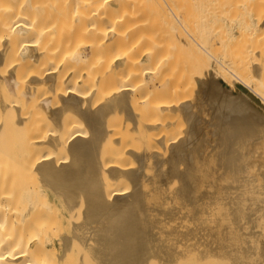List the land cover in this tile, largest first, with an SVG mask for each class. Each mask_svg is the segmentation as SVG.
Listing matches in <instances>:
<instances>
[{
  "label": "bare ground",
  "instance_id": "obj_1",
  "mask_svg": "<svg viewBox=\"0 0 264 264\" xmlns=\"http://www.w3.org/2000/svg\"><path fill=\"white\" fill-rule=\"evenodd\" d=\"M142 1L145 2L146 0L137 1L140 5L137 4L136 0H0V64L4 62L3 60L6 58H8L6 60H11V62L9 61L10 63H13V65L9 64L10 67L7 66L8 70L6 73L0 75V84L6 86L13 96V99L12 96L9 95V99L8 96H6L7 99L5 97V99L0 100L1 115L6 109L19 110L23 108L22 102H20L22 104H18L19 102L14 100L15 95L17 96V99L15 98L16 100H20L19 97L21 95L26 98L33 97L39 93V86L43 85L45 86V91L43 95L37 98L38 106L43 111V117H46V119L52 121L54 124L51 129H47L48 127L40 121L38 123H36V121L35 123L25 125L26 118H24L22 113L17 111L14 120L16 127L18 130L21 129L27 132L24 149L21 152L20 159L14 160L12 165H10V161L6 160L7 162L5 163L8 164V162H10L8 165L11 167L7 165L8 167H5L6 169L3 168L7 171L14 165V170H12L14 171V176L11 173L12 182L15 179H19L21 174V177H23L24 174L27 175L30 172L45 177L44 183L47 182V184H49L48 186L56 191V193H62L61 196L63 199L62 203L60 202L61 206L64 208L63 215H61L62 219L69 218L70 220L72 210L78 203H81L79 199L83 198L86 206L85 209H83L84 211H81L83 213L81 214L80 222H72L70 234H59L57 233V229L60 225V218H58L59 216L57 214L58 217L55 215V218H49L45 214L47 209H45V207H40L41 205L38 207L36 204L38 202L34 201L36 205L26 200L22 208L18 207V205H10L8 200L11 197V192L9 195L7 194L6 196L8 197H5L8 200L4 197L6 200L4 202H6V204H4L2 200L0 201V214H4V211H7L3 216H0V264H71V260L72 264H89L88 259L92 256L99 259L100 263L98 264H149L150 259L153 258L161 260V264H175V259L177 257L171 254L170 247H165L167 242L158 236V232H156L155 229V227L158 226L157 221L159 214L170 216V209L164 207V205L167 204L170 188L172 187H170V181L174 183V180L178 178L179 184H176L177 186L175 185V188L173 187L174 192L172 193L174 196L182 197L183 200H189L191 203H194L193 209L196 211L193 210L194 214H192V218H194L196 213L199 214L202 212L200 209L195 208V206H197L195 204L200 202H195L203 200L202 198L206 195L204 192H207V188L210 187L207 186L210 185L207 182L211 178V186L217 187V189L213 188V186L210 187L211 191L216 189V191H214L218 193V184L223 183L222 179L226 175L229 176L227 182L231 181L232 183L220 184L225 194V205L227 206L228 204L229 207L237 204L235 200L241 197L240 195L242 194H244L243 197L246 194L245 198L248 199L250 197L248 196L249 192L250 194L255 192V195L258 192L257 190L263 192L264 185L259 184L261 187H257L251 186V183L249 184L254 178L251 177L250 180V169L247 171V168L256 162L255 159L258 158V155H255V153H258L256 150L257 152H255L254 155L257 157L252 159V152H254V150L248 147H253L250 145L252 141L253 143H257V140L264 141V0H193V2L189 0H163V3L167 6L161 2L158 3L157 0H154L156 2L153 6H151V3L154 2L153 0H149L150 2L147 0V5L145 4L146 2L144 3ZM191 2L197 4L195 7L199 15H197L198 13H194V16L196 15L198 17L201 15L198 17L199 19L197 18L198 20L207 16V18L209 17V19H207L208 23L210 16L212 18L213 13L215 14V32L213 31L210 34L212 35L214 33L212 35V39L215 37L212 42L214 45L210 43V45L207 44L210 38L208 39L209 41L207 38L205 39L207 42L204 40L206 24L203 25V27L202 24L204 23L197 20L199 24L198 26L196 25V28V26L193 25L197 22L194 21V24L191 20L193 18L196 20L195 17L191 18L193 14L188 16L189 19L191 18L190 20L186 17L188 14L185 16V10L182 9L186 7V12L188 13L189 11L192 13ZM142 3L148 8L145 9ZM148 3H150V6ZM156 3L159 5L161 3L164 5H162L163 7H168L170 12H168L169 9L167 10L166 7L160 9L158 7L155 8ZM180 3L181 6L182 3L185 4L183 8L179 7ZM188 3H190V5ZM141 5L143 8H141ZM204 5H206L205 10H207V13H212L211 15L204 11ZM138 6L141 7L138 8ZM187 6L190 7L188 8ZM149 7L156 9V11L152 9V12L150 11L149 13V11H147L148 9L151 10ZM166 11L170 15L167 14ZM145 12L147 14L149 13L150 15L148 16L150 17L148 18V16L144 15L145 19H143V13ZM202 12L207 15L203 13V16ZM152 13H154V15H156V13H163V15L166 13L169 17L166 18V15L164 17L169 19L170 27L167 26L168 20L165 25L167 26L166 28L163 25L160 26L159 17L157 19L158 21L156 20L154 22V15H151ZM161 14L160 17L162 18ZM148 19H153V21H149ZM212 19H214V17ZM160 21L162 22H160L161 24L164 23L163 18L162 20L160 19ZM151 22H154V25ZM155 24H159L158 26L160 27L155 26ZM210 25H212V23ZM208 26L209 24L207 25V29H210ZM153 28H155V30L158 28L156 34H153V32L149 33V30ZM211 30L208 31V33L211 32ZM146 31L148 32L146 33ZM210 35L206 34L205 36L208 37ZM168 38H170V41ZM166 40L169 41L170 45L166 43ZM164 43L167 44L166 46H170L166 47L167 51H170V58L167 60L164 55L163 57L160 54L165 46ZM183 46L186 51V46H192V52H195V48L196 52L198 51L201 54V57L200 55L196 57L200 58H203V52L210 53V50H214L215 53V55H213L215 59V65L213 66L214 71H208L207 67L209 65L205 64V66H207L205 67L207 72L203 71L205 68H199L202 72L200 71L196 74L194 71L192 72L189 70V67L187 70L191 71V74L194 73V76L188 71L187 74L189 73L191 75V80L195 79L200 83L199 87L201 88H196L197 92L199 91L198 96L200 95L197 97L200 98L205 95L206 98L204 102L209 100L210 103H212L211 109L209 105H207L208 108H204L207 109V114H210V111H212V116L210 118L214 116V120L209 121L212 122L210 124L211 126L214 125L213 129L216 134L215 145L217 150L214 151L215 154L213 153L217 158L216 162L213 161L216 166L211 165L213 167L210 168L209 164H212L210 163L212 161H210L209 164L207 161L206 166L205 163H202L203 161L200 162V152H194L199 150L194 148V142H196V140L199 139L198 143L200 142L196 144V146H200V144L203 146L202 142L205 143L204 141H200V139H202L200 136L202 135L201 132L212 128L211 126L206 128L209 124L207 122L208 118L206 117V121L200 119L202 123L205 121V124L201 125L206 129L199 132L200 134L198 136H200V138L197 136L198 132L195 134V138L198 137V139L194 140V142L191 141V137H194V135L191 134L194 130L197 131L200 128H198V126L194 130H186V134L191 131L190 138L189 136L187 137L186 134L184 135L185 139H183L184 137L182 135L180 138L179 133L178 137L181 140L174 137L177 141H172V138H170V154L165 153L166 156L169 155V157H166V159L164 158L165 161L154 160L152 164V173L154 172L155 175L153 173L152 175L154 176L151 177H145L143 176L144 174L142 175L143 171L146 169L143 170V168L147 166L145 165L143 167L145 164L143 160H146L144 158L150 159V157L144 156L143 160L138 162V167L134 166L136 168L135 170L133 166V170L119 166L121 158L125 157L128 152L137 159H142V155H144L143 152L145 151L140 152L136 150L139 153H135V151L130 152L129 150L124 152V149L123 151L121 149V147L124 148V145L120 147L121 150L113 151L112 148L114 147L110 145L113 152L110 155L109 153L108 156L100 154V148L99 152H97L98 147H101L102 142L105 141L106 135L110 138L109 133H111V131L107 134L110 129L105 128V126H107L106 123V125H104L105 114L111 111H125L127 106L131 104V101L137 104V101L141 99L140 101H142V104L138 103V105H142L144 108L140 107L143 108V110L145 109V111L149 110L152 112V115L155 114L153 116H156L158 113L161 114V112L155 113L157 109L161 111L164 106L169 108L166 103L170 104V110L172 111L169 110L170 116L176 110L186 113L188 109L192 108L189 107L190 104H193L191 103L192 101L190 104L186 103V106L182 103L185 98L183 97L184 99H181V95L186 92H183V90H186V84L188 81L190 83L189 78L185 81L186 83L184 82L186 78L183 79L186 70H184L183 78L181 77L183 81L175 78L178 77L175 76L176 74L179 76L181 75L179 70L178 72L175 71L179 68L178 65H185L183 64L184 57H182V55L188 53L185 51L181 57L177 56L179 55L177 52L182 51L181 49L179 50V48L182 47L183 49ZM169 48L170 50H168ZM189 48L188 50H190ZM196 52L195 54L197 55ZM163 54L165 53L163 52ZM166 54H168V52ZM192 54L190 55L192 56ZM191 56H189V58ZM168 57L169 56H167V58ZM193 57L194 56H192V59ZM181 58L183 59L182 64H179ZM189 58H187L188 61ZM207 58L210 60V57L207 56L206 59ZM187 59H185L184 63L188 62ZM168 60H170V65H168ZM164 61H166L167 64H165ZM22 62L26 65L24 66L26 74L21 75L23 78L19 76L20 79H18L17 76L20 74L17 73L19 68L23 66ZM175 62L176 65L178 63L177 66L175 65V67L178 68L171 70L174 74L170 73V79L168 78L167 80L166 78V82L162 81L163 84H161L165 86L164 91L170 89V93L166 92L165 96L169 93L170 96L167 97L172 99L177 94H180L178 97L182 101L179 100V102L176 100L177 97H175L174 100H167V97H165V101L164 99H160L161 101L158 102L157 100H159L160 95L156 97V92H154L155 86L153 81L155 79L153 80V77H156V79L160 78L161 80L162 78L157 76L162 72V67H165V65L171 67L172 63L175 64ZM203 62L206 63V61ZM203 62L201 64L197 63L199 67L200 65H203L202 68L204 67ZM195 63L193 64L195 65ZM210 63L213 64V62ZM183 66L181 68L182 70L185 69V66L184 68ZM193 66L192 68L195 69ZM87 67H89L88 70L92 71V73L83 69H87ZM168 69L170 70V68ZM165 70L166 69H164L163 72L166 74ZM195 70L197 71V69ZM172 75H174V77ZM91 77L94 80L92 79V81H90L89 78ZM195 80L193 82H195ZM167 81H170V84H168ZM193 82L191 81L192 84ZM164 83L170 85L168 90H166V86L168 87V85ZM4 86L1 88H4ZM188 87L187 84L186 88L188 89ZM142 90L143 93L141 94ZM200 90L203 96L200 94ZM2 92H4V89ZM153 92L155 93L156 102L152 99L154 96ZM163 94H161V96ZM98 96H100L99 101H101L102 98V102L98 103V100L95 99V103L93 104L94 106L98 104V106L92 109L93 104L91 103V107L90 101H93V98H97ZM194 97L195 96L191 99L193 100ZM51 98H54L56 101L55 105L51 104ZM200 99L203 100V98ZM187 100L185 102H188ZM163 101L165 105L155 106V104L158 105L157 103L162 104L161 102ZM209 101L204 105L206 106ZM138 105L136 106L138 107ZM198 107V109L201 108L200 105ZM68 110L75 113L77 115L76 119L78 120H71L73 118L72 116L68 117L70 118L69 120L64 117L62 118L61 112ZM129 110L127 113L128 115L129 112L131 113ZM150 112H148L149 115L147 114L149 117L151 116ZM189 112L190 111H188V113ZM141 113L143 114V112ZM192 114L194 113L192 112ZM192 114L190 112V115ZM164 115L166 114L164 113ZM172 115H175V113ZM194 115L196 116L197 112ZM210 115L207 116L209 117ZM153 116L149 119L150 122H144L145 126L142 130H140L141 128L136 129L134 127L139 133L141 132V134L143 133L146 135L148 139L153 136V130L156 125H154L153 121L151 122ZM188 117H185L186 120L189 119ZM194 118L196 117H193V119ZM199 118L200 117L195 119V121H198ZM130 119L133 120V117ZM191 119L190 122H192ZM135 122H137V119ZM174 122L175 119L170 125H174ZM192 123L188 124L191 125ZM206 123L208 124L206 125ZM81 124H84V126L88 128L87 134H85V130H81ZM172 125L170 128L173 130L174 126ZM187 125L186 127H188ZM139 126L141 127V125ZM193 127H195V124H192L190 129H193ZM1 132L2 123L0 121V133ZM174 134L175 133L172 135L174 136ZM187 139H190L189 141L191 143L188 144ZM259 141L258 144L260 143ZM207 142L210 141L208 140ZM192 143L193 147L191 148L190 144ZM212 143L214 145V142ZM248 143L250 146H248ZM207 144L208 143L204 144V146ZM64 149H66L69 154L66 153L68 156H64L66 159H61L62 155L60 156V152ZM211 151L213 150L211 149ZM146 152L145 155H148ZM151 154H153V152H151ZM100 155L101 158L103 156L104 158L106 156L108 158L103 161L99 158ZM164 155L162 157H164ZM200 155L202 156V154ZM208 156L212 155L208 154ZM182 158L184 161L180 163L179 160ZM250 158L255 161L253 163L249 162ZM198 159L199 161H197ZM1 160L4 162L3 159ZM253 165L255 166V163ZM2 166L0 165V167ZM258 167L262 169V166ZM0 171H2L1 168ZM202 173H205V176L206 174L214 176L216 174L217 176V173H219L217 178H214L216 182L219 183H214V176H209L210 178L205 182L207 184H202L201 182H203V180L200 182L201 186L207 187H204L205 189L202 187L203 189L200 190L201 186L198 184L197 186H199L200 189L197 187L199 189L197 191L200 192L198 196L196 195L197 198L190 199L189 197L193 195V192H196V184L199 183L200 178H208V175L205 177ZM6 174L3 173L2 176H6ZM145 174L147 175L148 173L145 172ZM40 176H38V178ZM2 178L4 179L5 177H1V181L3 180ZM122 178H127V180L131 182L132 190L130 189V192L122 190L118 183L115 185L113 184ZM262 178L264 179V177ZM217 179H219V181H217ZM98 181H100L101 184ZM173 183H171V185ZM117 185L119 187H117ZM221 187L219 189H221ZM254 187H257V189ZM150 192H157L164 197L155 209L152 208V210H154L153 212L147 213L148 206H146L145 198L148 195L147 193ZM208 193L210 192L208 191L207 194ZM235 194H237L238 197ZM253 196L252 199L254 198ZM206 197L208 196H205V198ZM104 199L108 203L105 220V213H102ZM247 199H245V201ZM241 200L238 201V203L241 202ZM257 200H254L255 202L252 203L255 204ZM249 202L251 203L250 200ZM249 202H247V205L244 203L248 209L252 207H248ZM245 205L243 206L245 207ZM255 206L256 207L252 208V210L250 209L251 211L245 216L241 214L240 209L237 207H231L232 210L229 208L232 214L231 221L234 223L236 230H238L237 235L239 236L238 240H240H236V244L233 242L235 245L232 243L234 246L229 248V252L231 253V249L234 248L232 253L239 264H257L256 260L252 262L246 259L249 256H247V254H253L252 250L257 247L259 248L258 250L256 249L257 253L259 251L260 255L263 254L262 256L264 257V243L259 244L260 247L259 245H256L257 247L253 246L254 248L252 249V243L248 240V238L253 240V235L257 234V232L254 231V224H257L259 221V216L256 215L259 213L255 212L258 211L261 213V211H259L261 209L257 204ZM4 207H6V210ZM245 208L242 207L241 209L245 210ZM256 208L259 210H256ZM226 211L228 212V209ZM37 212H40L39 220L35 215ZM6 215L9 216V219H7L10 221L11 226L7 225ZM260 217L262 216L260 215ZM4 218L6 219L5 221ZM57 219L59 220L57 221ZM96 223L100 225L97 226ZM249 223L251 225H248ZM246 225L248 227L250 226L248 231H244L246 230L244 228ZM7 226H10V229H12L10 232L7 230L10 235L9 233H4V230L6 231L4 227ZM55 233L59 235H57V242L54 241ZM199 233L201 232L199 231ZM241 235H245V237L248 235L246 237L247 240L244 241V239H241ZM74 237L79 239L80 244L78 243L77 246H82H80L82 253L79 251L76 254L77 257L74 255L75 259L73 260V258L69 256L71 254L69 252H72L71 243ZM214 244H205L203 247L204 249L202 248V253L217 254V250L219 249L220 252L228 250L226 246H223L222 242H219L218 246L217 243ZM253 251L255 252V250ZM260 255L258 254V257ZM70 257L72 259H70ZM94 257L93 259L95 260ZM94 260L91 262L92 264L95 263Z\"/></svg>",
  "mask_w": 264,
  "mask_h": 264
},
{
  "label": "rangeland",
  "instance_id": "obj_2",
  "mask_svg": "<svg viewBox=\"0 0 264 264\" xmlns=\"http://www.w3.org/2000/svg\"><path fill=\"white\" fill-rule=\"evenodd\" d=\"M137 1H139V0H136V2ZM147 1V0H146ZM145 1V2H146ZM149 1V0H148ZM152 1V0H151ZM154 1V0H153ZM158 1V3L159 2H161V3H163V0H157ZM189 1H192L193 2V0H189ZM141 2V1H140ZM142 2H144V1H142ZM144 2V3H145ZM150 2V1H149ZM156 1H154V2H152L151 3V6H153L154 5V3H155ZM186 2V1H185ZM188 2V1H187ZM191 2V8H192V13L191 12H189L188 10V13L186 12V7L184 8V9H182V10H185V16L186 17H188V16H191L192 14H193V16L191 17V18H193V17H195L196 18V20L194 19H191L193 22L192 23H194L195 24V22L194 21H196L197 23L195 24V25H193V26H198V24H199V22L201 21V23L203 22L204 24H202V26L203 25H205L206 26V29H207V25L209 24V26L208 27H210V29L208 28L207 30L205 29L204 30V32L208 35H210L213 31L215 32V25H216V22H214V21H216V19H215V14L213 13V16H212V18L214 17V19H212L211 18V16H210V20H208V23H207V19H209V17L207 18V16L205 17L204 16V14L205 15H207V14H209V15H211L212 13H207V10H205L206 9V5H204V11L207 13H204V12H202V15L204 16H202L203 18H200V20H198L199 18L198 17H200V16H194V13H198L197 11L198 10H196L197 8L195 7L197 4H193ZM160 3V5L159 4H157V5H159V6H157L156 4H155V8H162L164 5H166L165 3H163V4H161ZM137 4H139L138 2H137ZM137 4H136V6H137ZM146 5H147V2L145 3ZM150 3H148V5H149ZM189 5H190V3H188ZM140 5V4H139ZM142 5L145 7L146 5H144L143 3H142ZM141 5V6H142ZM163 5V6H162ZM183 5H185V4H183L182 3V6H181V3L179 4V7H181V8H183L184 6ZM141 6H138V8L139 7H141ZM143 6L141 7V8H143ZM150 6V5H149ZM167 6V5H166ZM165 6V7H166ZM165 7H163V8H165ZM188 8L190 7V6H187ZM148 8V7H147ZM146 7H145V9H147ZM149 8H151V7H149ZM167 8V10L169 9L168 7H166ZM190 8V9H191ZM152 9L153 8H151V10L150 9H148L147 11H149V13H150V11L152 12ZM189 9V10H190ZM165 10V9H164ZM142 11V10H141ZM145 11V10H144ZM153 11H156V9H153ZM163 11V10H162ZM161 12V11H160ZM167 12V11H166ZM168 12H170V9L168 10ZM167 12V14H169ZM147 14L146 12L145 13H143V19H145V16L144 15H146V16H148V15H150V14ZM158 13H159V11H158ZM204 13V14H203ZM161 14V13H160ZM160 14H157L156 13V15H157V17H156V15H154V13H152L151 15H154V22L158 19V17H159V24H160V26L161 25H163V26H165L166 25V22H167V20L169 21V19H166L167 17H169L166 13L163 15V13L161 14L162 15V18H163V21H164V23L163 24H161L162 22L160 21V19L162 20V18L160 17ZM159 15V16H158ZM166 15V18L164 17ZM170 15V14H169ZM197 15H199V13L197 14ZM150 16H148V18H149ZM152 17V16H151ZM198 18V19H197ZM205 18V19H204ZM166 19V20H165ZM188 19H189V17H188ZM189 19V20H190ZM149 20V19H148ZM150 20H152L153 21V19H150ZM149 20V21H150ZM199 22H198V21ZM204 20V21H203ZM213 20V21H212ZM158 21V20H157ZM205 21H206V23H205ZM154 22L152 23L153 25H154ZM161 22V23H160ZM189 22H191V21H189ZM212 23V25L214 26H212V25H210L211 23ZM213 22H214V24H213ZM159 24H155V26H158ZM160 26H158V27H160ZM168 27H170V21L168 22V25H167ZM167 26H165V28L167 27ZM197 26H196V28H197ZM211 26H212V28H211ZM204 27V26H203ZM202 27V28H203ZM212 29V30H211ZM211 30V32H209L208 33V31H210ZM150 32L149 33H151V32H153V34L155 33L156 34V31H158V28H156V30H155V28H153L152 30H149ZM148 31H146V33H147ZM204 33V40L207 38V40L209 41L207 44H212V42H213V40H214V38L215 37H213V39H212V35L214 34H212V35H210V36H208V37H206L205 34ZM132 36H133V34H132ZM169 39V41H170V38H168ZM169 41L168 40H166V43H168L169 45H170V43H169ZM165 42V41H164ZM205 42H207L206 40H205ZM165 44V43H164ZM209 44V45H210ZM167 44H165V46H164V48L162 49V51L160 52V54L163 56H165V58H166V60L167 59H169L170 58V51H167V48L166 47H168V46H166ZM212 45H214V43L212 44ZM52 47H53V45H52ZM51 47V48H52ZM170 47V46H169ZM190 47V48H189ZM186 46V48H187V51L185 50V48H184V46H183V49H182V47L181 48H179V50L181 49L182 51H178V52H181V53H178L177 52V54H179V55H177L178 57H181V55L183 54V52H188V53H186V54H184V55H182V57H184V60L181 58V61L179 60V64L181 63L182 64V60H183V64H185L184 66H185V69H181L182 68V66H180V65H178V63H177V65L179 66V68L178 67H175V65H176V62H175V64L174 63H172V65H171V67L170 66H167V65H165V67H162V72H160L159 73V75H161V76H157V77H161L162 79L160 80V78H158V79H156V77H153V82H154V86H155V89H154V92H156V97H159V95H160V97H159V100H157L158 102L159 101H161L160 99H164V101L167 99H169V100H174L175 99V97H177L176 98V100H180V101H182L184 98H185V100H183L182 101V103H184L186 106H187V104L186 103H188V104H190V102L191 103H193V104H190V108L191 109H188V111H190L191 112V114H192V112L194 113V114H196V112H197V115L195 116L194 114H192V115H194V116H192V115H190V112L188 113V111L186 112V113H182L180 110H176L175 112H174V110H173V112L175 113V115H172V114H174V113H172L171 114V116H170V104L168 103H166V105H168L169 106V108H167V106L165 107L164 106V110L163 109H161V111L159 110L158 111V109H157V111H156V109H155V113H157V112H161V114L160 113H158V114H156V116H153V115H155V114H151L152 112H150L149 110H146L145 111V109L143 110V106L142 105H138V103L139 104H142V101H140V100H138L137 101V104H135L136 102H133V101H131V104H129L128 106H127V108L125 109V111H123V110H120V111H111V112H109V113H107V114H105V117H104V125H106L107 124V126H105V128H108V129H110V130H108V132H107V134L111 131V133H109V135H110V138H109V136L108 135H106V137H105V141H103L102 142V144H101V147L99 146L98 147V149H97V152H99V148H100V154H105V155H107L108 156V153H109V155L111 154V153H113L112 152V149H113V151H115V150H121L122 149V151H123V149H124V152H127V151H129L130 150V152H133V151H135V153H139V152H137V151H140V152H143V151H147L146 152V154H148V155H145V152H143V154L144 155H142V159L141 158H136L134 155H132L131 153H127L126 154V156L125 157H122L121 158V160H120V163H119V161H118V163L120 164L119 166H121L122 168H124L125 167V169H126V167L127 168H129L130 170H133V168H134V170L136 169L135 167H138V162H140V160L142 161L143 160V158H144V156H146V157H150V159H147V158H144V159H146V160H143V162L145 163H143L144 165H143V167L145 166V165H147L146 167H144L143 168V170L145 169V171H143V173H142V175L143 176H145V177H151V176H154L155 175V173H154V175H152L153 173H152V164H153V162H154V160L156 161V160H159V161H165V159H166V157H169V155H167L166 156V154H170V152H169V148H170V138H172V141H177L176 139H178V140H181L180 138H181V135L184 137V135L186 134V130L187 131H189V130H194V129H196L197 128V126H198V128L200 127H203L201 124H205L204 122L207 120L206 118H208V123H206V125H207V127L206 128H209V126H211L210 124L212 123L211 121H209V120H214L213 118H214V116L212 117V118H210L211 116H212V114H211V112L212 111H210V114H207V109H205L204 107H207L208 108V106L207 105H209V108L211 109V107H212V103H210V101L209 100H207V101H209L208 102V104H206V106L204 105L207 101H205L204 102V100H205V98H206V96L204 95L203 96V93L201 92V90H200V94H202V96L203 97H200V98H203V100H201L200 98H198L199 96H198V92H197V89L196 88H198L199 86H200V83L199 82H197V80H195V82H193L194 80H191L192 79V77H191V75L192 76H194L193 74L194 73H196V74H198L200 71L202 72V70H200L199 68H201V69H204L205 67H207V66H205V64L206 65H209L210 66V68H209V66L207 67V70L208 71H214V65H215V63H214V61H215V59H214V56L213 55H215V53H214V50L212 51V50H210L209 52L210 53H205V52H203V54H202V56H203V58H200L201 57V54L197 51L196 52V49L194 48V50H195V52L197 53V55L195 54V52L193 53L192 52V49H193V47L192 46ZM188 48L190 49V50H188ZM192 48V49H191ZM213 49V48H212ZM167 51L168 52V54H166L167 52H165V51ZM168 50H170V48L168 49ZM163 52L165 53V54H163ZM191 52V53H190ZM213 52V53H212ZM193 53V54H192ZM205 53V54H204ZM190 54H192V56H194L193 57V59H192V56L190 55ZM209 54V55H208ZM185 55H187V56H185ZM200 55V57H196V56H199ZM163 56V57H164ZM167 56H169L168 58H167ZM189 56H191L190 58H189ZM210 57V60L207 58L206 59V57ZM213 57V58H212ZM187 58H189V61H188V59ZM199 60H203V61H206V63L205 62H203L202 60L201 61H199ZM6 59H8V58H6ZM6 59H4L3 61L4 62H2L1 64H0V75L1 74H3V73H6L7 72V66H9V64L11 65H13V63H10L11 62V60H6ZM179 59V58H178ZM185 59H187V63H184L185 62ZM197 59V60H196ZM208 60V61H207ZM10 61V62H9ZM177 61V60H176ZM192 63H191V62ZM195 61H196V63H195ZM165 62V64H167L166 63V61H164ZM168 62V65H170V60H168L167 61ZM203 62V64H204V67L202 68V66L203 65H200V67H199V65L197 64V63H199V64H201ZM210 62H213V64L212 63H210ZM188 63H189V66H188ZM191 63V64H190ZM193 63H195V65L193 64ZM210 63V64H209ZM25 63L24 62H22V67H20L19 68V71H18V73L17 74H20V75H18L17 77H18V79H20L21 77L23 78V76H21V75H23V74H26V69H25V67L24 66H26V65H24ZM176 65V66H177ZM191 65V66H190ZM194 65V66H193ZM212 65V66H211ZM184 66H183V68H184ZM192 66L193 67H195V69H197V71L194 69V68H192ZM197 66H198V68H197ZM10 67V66H9ZM8 67V68H9ZM187 67V68H186ZM190 67V69L189 70H191L192 72L194 71V73L193 74H191V71H189V70H187L188 68ZM168 68H170V70L168 69ZM175 68H178L177 70H175ZM79 69V68H78ZM77 69V70H78ZM83 69H85L86 71H88L89 73H92V71H90V70H88L89 69V67H87V69L86 68H83ZM164 69H166L165 70V72H166V74L163 72V70ZM168 69V70H167ZM192 69H194V70H192ZM198 69H199V71H198ZM4 72H3V71ZM6 70V71H5ZM80 70V69H79ZM85 70H83V71H85ZM91 70H92V68H91ZM171 70H175V71H177L178 72V70L180 71L179 73H181V75L179 76V75H175V76H178V77H175L176 79H178V80H181V81H183L182 80V78H183V76H184V78L183 79H185L184 80V82L189 78L190 79V77H191V79H190V83H191V81L193 82V84H194V86H193V84L191 83H189V81H188V89L186 88L187 87V84H186V87H185V89L186 90H183V92L184 91H186L185 93H183V92H180V93H183L182 95H181V99H179V97H178V95L180 96V94H177L175 97H173L172 99H170V97H167V96H170L169 95V90H168V88H170V85H168V84H170V81H167V83H164L165 85H168V87L166 86V90H168V91H164V89H165V86L164 85H162L163 83H162V81L163 82H166L165 80H166V78H167V80H168V78L170 79V75L171 74H174L173 73V71H171ZM184 70H186V72H185V74L183 75V73H184ZM168 71H169V73H168ZM183 71V72H182ZM187 71L191 74H187ZM203 71H206V68H205V70H203ZM198 72V73H197ZM207 72V71H206ZM171 73V74H170ZM16 74V75H17ZM168 75H169V77H168ZM19 76H20V78H19ZM166 76V77H165ZM173 77H174V75H172ZM179 77H180V79H179ZM182 77V78H181ZM92 77L91 78H89V80L90 81H92ZM94 80V79H93ZM156 81V82H155ZM162 83V84H161ZM186 83V82H185ZM198 83H199V85H198ZM1 85H3V84H0V86ZM196 85V86H195ZM4 86V85H3ZM3 86H1V87H3ZM0 87V100L1 99H5V97L6 96H8V99H9V95L10 96H12L11 95V92L7 89V87L6 86H4V88H1ZM201 87H199V89H200ZM3 89H4V92H2L3 91ZM196 91H195V90ZM44 91H45V86H43V85H40L39 86V93L37 94V95H34L33 97H29V98H26V97H23L22 95V97L20 96H18L19 98H20V100L18 99V100H16L17 98V96L15 95L14 97L16 98H14V100L15 101H17V102H19L18 104H22L23 103V108L22 109H19V110H16V109H6L4 112H3V114L1 115V113L2 112H0V121H1V123H2V132L0 133V160L1 159H3L4 160V162H2V160L0 161V165L2 166V167H0L1 169H2V171H3V173L4 174H6V176H2V171H0V185L2 186H0V188H1V191H0V201L2 200V202H4V201H6V200H8L6 197H8V196H6L7 194L9 195V193L11 192V197L9 198V204L10 205H18V207H20V208H22V206L23 205H25V203H26V200L27 201H30V202H32V203H34V202H38V203H36L37 204V206L39 207L40 205V207H45V209H47V211L45 212V214L49 217V218H55L57 215L59 216H57L58 218H60V225L58 226V229H57V233H59V234H62V233H65V234H70V230H71V226H72V222L73 221H75V223H77V222H80V220H81V214L83 213V212H81V211H84L83 209H85V202H84V199L82 198V199H79L80 201H81V203H78V205L77 206H75L74 207V209L72 210V214H71V217H70V220H69V218H61V215H63L62 213H63V211H64V208L61 206V204H60V202L62 203V199H63V197L61 196V194L62 193H56V191H54L52 188H50L48 185L49 184H47V182H45L44 183V181H45V177H43V176H40V174L38 175L37 173H34V172H30V173H28L27 175L26 174H24V176L23 177H21L22 176V174L21 173H19V174H21V176H20V178L19 179H15L13 182H12V179H11V173H12V175L14 174V171H12V170H14V165L12 166V168L10 169V170H5L6 168L5 167H8L9 165V163H10V165H12V163H13V161L14 160H18V159H20L21 158V152L23 151V149H24V142H25V137H26V135H27V132H24L23 130H21V129H17V127H16V123L14 122V120H15V116H16V114H17V111H19L20 113H22L23 115H24V118H26V123H25V125H29V124H31V123H35L36 121V123H38L39 121L40 122H43L44 123V125L46 126V127H48L47 129H51L52 127H53V122L52 121H50V120H48V119H46V117L44 118L43 117V111H42V109L38 106V102H37V98L38 97H40L41 95H43L44 94ZM141 92V91H140ZM153 92V93H154ZM165 92V93H164ZM166 92H169V93H167L168 95L167 96H165V94H166ZM4 93V94H3ZM143 93V90H142V92H141V94ZM164 93V94H163ZM187 93V94H186ZM195 93H197V94H195ZM161 94H163L162 96H161ZM185 94V95H184ZM195 94V95H194ZM14 95V94H13ZM18 95V94H17ZM153 95V94H152ZM193 96H195V97H197V98H193V100L191 99ZM155 93H154V96L152 97V99L154 100V102H156L155 101ZM162 97V98H161ZM165 97H167L166 99H165ZM184 97V98H183ZM100 96H98L97 98H93V101L91 102L90 101V106L92 107V104L93 103H95V99H97L98 100V103L100 102H102V98H101V101H99L100 99ZM6 99H7V97H6ZM12 99H13V96H12ZM12 99H10V100H12ZM158 99V98H157ZM188 99V100H187ZM190 99V100H189ZM97 100H96V103H97ZM188 101V102H185V101ZM103 101H106V100H103ZM164 101L163 102H161L162 104H160V103H157L158 105H156L155 104V106H159V105H165V103H164ZM179 101V102H180ZM20 102H22V103H20ZM169 102V101H168ZM203 103V106H202V103ZM55 103H56V101L54 100V98H51V104L53 105H55ZM92 103V104H91ZM164 103V104H163ZM210 103V104H209ZM131 105V106H130ZM135 107H134V106ZM136 105H138V107L136 106ZM200 105V109H198L199 107L198 106ZM98 106V104H96V106H94V104H93V107H92V109H94L95 107H97ZM133 106V107H132ZM143 107V108H141V107ZM195 108H194V107ZM186 108H188V107H186ZM204 108V109H203ZM130 109V110H129ZM138 110V111H136V110ZM147 109V108H146ZM168 109V110H167ZM194 109V110H193ZM196 109V110H195ZM203 109V110H202ZM127 110V111H126ZM128 110L129 111H131V113L129 112V115L127 114L128 113ZM135 110V111H134ZM143 110V111H142ZM163 110V111H162ZM170 110V111H169ZM199 110V111H198ZM204 110H205V112H204ZM209 110V109H208ZM133 111V112H132ZM168 113H167V112ZM136 112V113H135ZM141 112H143V114L141 113ZM146 112V113H145ZM148 112H150V115L151 116H153V118H152V120H151V122L153 121V123H154V125H155V129L153 130V136L151 137V138H146V135H144L143 133L141 134V132L139 133L136 129H140V130H142L143 129V127L145 126V123H148V122H150V120L149 119H151V116L149 117L148 115H149V113ZM154 112V111H153ZM172 112V111H171ZM199 112H201V113H199ZM135 113V114H134ZM139 113V114H138ZM162 113H163V116H162ZM164 113L166 114V115H164ZM204 114V116H203V114ZM205 113H206V115H205ZM208 113H209V111H208ZM136 115V116H133V115ZM140 114H142V115H140ZM146 114V115H145ZM148 114V115H147ZM199 114V115H198ZM141 117H140V116ZM145 115V116H144ZM159 115V116H158ZM188 115H189V117H188ZM207 115H210L209 117L207 116ZM61 116H62V118L64 117L65 119H70V118H68V117H70V116H72L73 118L71 119V120H73V119H75V120H78V119H76V117H77V115L75 114V113H73V112H71L70 110H68V111H63V112H61ZM133 117V120L132 119H130L131 117ZM173 116H174V119H175V122L173 123L174 125H172V126H174L173 127V130L170 128L171 127V125H170V123H172L173 122ZM200 117L199 119H198V121H195V119H197L198 117ZM144 117H145V119H144ZM163 117V118H162ZM185 117H188L187 119L188 120H186V118ZM193 117H196V118H194L193 119ZM206 117V118H205ZM194 120V122H193V120ZM136 119H137V122H135L136 121ZM143 119V120H142ZM161 119V120H160ZM172 119V120H171ZM190 119H191V121L193 122H190ZM203 121V119L205 120L203 123H202V121ZM145 120V121H144ZM146 120H148V121H146ZM201 122H200V121ZM141 121V122H140ZM158 121V122H157ZM162 121V122H161ZM140 122V123H139ZM145 122V123H144ZM196 122H199V123H196ZM106 123V124H105ZM164 123H166V124H164ZM188 123H192L193 125L195 124V127H193V129H190V127L192 126V124L190 125V124H188ZM188 124V125H187ZM197 124V125H196ZM135 125V126H134ZM137 125V126H136ZM139 125H141V127L139 126ZM186 125L188 126V127H186ZM189 125H190V127H189ZM201 125V126H200ZM205 125V126H206ZM213 125V124H212ZM81 130L83 129V130H85V132H83V133H85V134H87V129L88 128H86V126H84V124H81ZM136 129H135V128ZM212 128L211 129H208V130H205L206 128L205 127H203V128H201V130H200V128L197 130V131H193L194 132V134H193V132H192V134L191 135H194V137H191V141L192 142H194V140H196V139H198V137L200 138V136H201V138L202 139H200V141L202 142V141H204L205 143H203L202 142V144H203V146H201V144H200V146L199 145H197L196 146V144H199L198 143V140H196V142H194L195 144H194V148L197 150V149H199V150H197V151H194L195 153H197V152H200V154H202V156L199 154V156H200V158L199 159H201L200 160V162H202V163H205V165L207 166V161H208V164H209V162L210 161H212V162H210V163H212V164H209L210 165V168H212L213 166H211V165H214V166H216V164H215V162L217 161V158H216V156L214 155L215 153H214V151L215 150H217V148H216V134H215V132H214V125L213 126H211ZM187 128V129H186ZM185 129V130H184ZM189 129V130H188ZM213 129V130H212ZM184 130V131H183ZM202 130H205V131H202ZM173 131V132H172ZM200 131H202L201 133H202V135H200V136H198L200 133ZM170 132H172V133H170ZM197 132H198V134H197ZM205 132V133H204ZM173 133H175L174 134V136L172 135ZM177 133V134H176ZM178 133H179V136H180V138L178 137ZM190 133H191V131L190 132H188V134H186L187 135V137L189 136V138H190ZM204 133V134H203ZM210 133H212V134H210ZM139 134H141V135H139ZM195 134H197V138H195ZM143 135H144V137H143ZM170 135H172V136H170ZM140 136V137H139ZM163 136V137H162ZM204 136V137H203ZM206 136V137H205ZM209 138H208V137ZM212 136V137H211ZM174 137H176V139L174 138ZM178 137V138H177ZM182 137V138H183ZM210 137H211V140H210ZM214 137V138H213ZM109 138V139H108ZM113 138V139H112ZM145 138V139H144ZM174 138V139H173ZM195 138V139H194ZM205 138V139H204ZM212 138H213V140H212ZM110 139H112V140H110ZM183 139H185V137L183 138ZM193 139V140H192ZM206 139H208L210 142H207L208 140H206ZM214 139H215V141H214ZM109 140V141H108ZM147 140V141H146ZM169 140V141H168ZM188 140V139H187ZM190 140V139H189ZM187 141V143L189 144V143H191L190 141ZM258 141L259 140H257V143L256 142H254L253 143V141H252V144H250V145H252L253 147H248V148H252V150H254V152H252V150H251V152L253 153V155H254V153L255 152H257L258 151V153L256 154L255 153V155H258V158L257 159H255L256 157H255V155L253 156L252 155V159H255L256 160V162H254L255 160H251V158H250V161L249 162H254L255 163V166L253 165V164H251V166L249 167V168H247V171L249 170V177H250V180H251V177L252 178H254V179H252V181H250L249 182V184L252 186H257V187H261L260 185H264V179L262 178V177H264V175H263V173H264V167H263V165H264V151H263V149L264 148H262V147H264V141L262 142V140H260L259 142V144H258ZM212 142H214V145H213V143ZM112 143V144H111ZM114 143V144H113ZM169 143V144H168ZM206 143H210L209 145L207 144V145H205L204 146V144H206ZM250 143H251V141H250ZM263 143V144H262ZM254 144V145H253ZM258 144V145H257ZM112 147H114V148H112ZM117 146V148H116V146ZM120 145V146H119ZM124 145V146H123ZM148 145H149V147H148ZM249 145V143H248V146H250ZM261 146V149H260V146ZM121 146H123L124 148H122ZM142 146H145V147H142ZM147 146V147H146ZM169 146V147H168ZM190 146H191V148L193 147V143L192 144H190ZM196 146V147H195ZM208 146H209V149H208ZM254 146H255V148H254ZM258 146V147H257ZM120 147H121V149H120ZM197 147H200V148H197ZM202 147V148H201ZM206 149H205V148ZM215 147V148H214ZM112 148V149H111ZM127 150H126V149ZM129 148V149H128ZM136 148V149H135ZM144 148V149H143ZM146 148V149H145ZM150 150H149V149ZM152 148V149H151ZM193 148V149H194ZM133 149V150H132ZM194 149V150H195ZM204 149V150H203ZM211 149L213 150V151H211ZM137 150V151H136ZM152 150V151H151ZM208 150V151H207ZM257 150V151H256ZM110 151V152H109ZM263 151V152H262ZM151 152H153V154H151ZM192 152H193V150H192ZM211 152V153H210ZM61 154H60V156L62 155V157H61V159H66V157L64 158V156H68L67 154H69L68 153V151H66V149H64L63 151H61L60 152ZM67 153V154H66ZM166 153V154H165ZM214 153V154H213ZM142 154V153H141ZM140 154V155H141ZM165 154V155H164ZM207 154V155H206ZM208 154L209 155H212V156H208ZM260 154H261V156H260ZM164 155V157H162ZM204 155V156H203ZM206 155V156H205ZM105 157L104 158V156L101 158V155H100V157L99 158H101V160H105L106 158H108V157ZM152 156V157H151ZM162 158H161V157ZM110 157V156H109ZM158 157V158H157ZM203 157H205V158H203ZM214 157H215V160H214ZM70 158V157H69ZM68 158V159H69ZM104 158V159H103ZM157 158V159H156ZM160 158V159H159ZM165 158V159H164ZM138 161H137V160ZM161 159H163V160H161ZM168 159V158H167ZM199 159L197 160V161H199ZM10 161V162H8V164H6L5 162H7V161ZM100 160V161H101ZM102 161V162H103ZM184 161V159L182 158V159H180L179 160V162L180 163H182ZM213 161H215V162H213ZM146 162H147V164H146ZM149 162H150V165H149ZM104 163V162H103ZM135 163H137V164H135ZM140 164V163H139ZM250 164V163H249ZM249 164H248V166H249ZM5 165V166H4ZM8 165V166H7ZM254 167H253V166ZM257 165V166H256ZM131 166V167H130ZM132 166H133V168H132ZM135 166V167H134ZM258 166H262V169H261V167H260V169H259V167ZM5 169H4V168ZM9 167H11V166H9ZM253 168H254V170H253ZM8 169V168H7ZM128 170V169H127ZM256 171V172H255ZM145 172H147L148 174L146 175L145 174ZM258 172H259V174H258ZM205 174V173H204ZM203 173H202V175H204ZM218 175H219V173H217ZM248 174V173H247ZM8 175V176H7ZM149 175V176H148ZM208 174H206V176H207ZM217 175V176H218ZM253 175V176H252ZM255 175V176H254ZM257 175V176H256ZM260 175V176H259ZM14 176V175H13ZM38 176H40L39 178H38ZM205 176V175H204ZM205 176V177H206ZM209 176H214V175H208L207 177V179L205 178V177H203V176H201V177H203V178H205V179H201L200 178V181H199V183H197L196 184V188L198 187L199 189H200V187L199 186H201V183L203 184V183H205V182H207L208 181V179L210 178ZM217 176H216V174H215V176L213 177V179L216 177L217 178ZM226 176H228V175H226ZM225 176V177H226ZM1 177H5L4 179L6 180H4L3 178V180L1 181ZM225 177L222 179V182L223 183H220V184H228V183H232L231 181H228L227 182V178H229V176L228 177H226V179H225ZM258 177V178H257ZM13 178V177H12ZM101 178V177H100ZM261 178V179H260ZM175 179V178H174ZM212 179V178H211ZM210 179V180H211ZM221 179H220V182H221ZM10 180V181H9ZM173 180V179H172ZM203 180V182H201ZM204 180H206V181H204ZM208 181L207 183H209L210 185H207V186H210V187H212L211 186V182H212V180L211 181ZM215 180V179H214ZM226 180V181H225ZM229 180V179H228ZM230 180H231V178H230ZM9 181V182H8ZM42 181V182H41ZM175 182L173 183L172 181H170L171 183H173L172 185H171V183H170V195H169V198L167 199V204H165L164 205V207L166 208V207H168L169 209H170V216L169 215H163V214H159V218H158V226H156L155 227V229H156V232H158L157 234H158V236L160 237V238H162V239H164L165 240V242H167V245L165 246V247H167V248H169L170 247V251L172 252L171 254L172 255H174L175 257H177L176 259H175V261H176V263L175 264H239L238 263V260H235L236 258H235V256L233 255V250H234V248L233 249H231L232 251H231V253L229 252V248L231 247V246H234L235 244H236V240L237 241H240V240H238L239 239V236L237 235L238 234V230H236V227H235V225H234V223L231 221V219H232V214H231V210H232V208H234V207H237L238 209H240V212H241V214L242 215H246V214H248V212L249 211H251L252 210V208H254V207H256L255 205L257 204L258 205V207L261 209V210H259V209H257L256 208V210H259V211H261V213L260 212H255V213H259L262 217H260V215L259 214H256L257 216H259L258 217V222H257V224L255 223L254 225H255V227H254V231L255 232H257V234L256 235H253L254 237H252V239L253 240H251V239H249L248 238V240H249V242L250 243H252L251 245H252V249L254 248L253 246H255V247H257L256 245H259V244H261V243H264L263 241H264V190H263V192L261 191V192H259V190H257L258 192L256 193V195H255V192H253V194H254V196H253V194H250V192H249V195L248 196H250L248 199L247 198H245V196H246V194H245V196L243 197V195L244 194H242V195H240L241 197H239V198H237L236 200H235V203H237V204H234L233 206H231V207H229L228 206V204H227V206L225 205L226 203H225V194L223 193L224 191H223V189H222V187L220 186V184H218L219 185V187H218V190H219V192L218 193H216L215 191H216V189H217V187L215 186H213V188H216V189H213L212 191H211V188L210 187H208L207 189H208V191L211 193H208L207 194V189H206V191L207 192H204V194L206 193V195L205 196H208V197H206L205 198V196L202 198L203 200H201V201H196L195 203H198V202H200V203H198V204H195V205H197V206H195V208L196 209H200L202 212H200L199 214L198 213H196L195 214V216H194V218H192V214H194V212H193V210L194 211H196L195 209H193L194 208V203H191L189 200H183V198L182 197H176V196H174V194L172 193V192H174V188H175V185L176 184H179V182H178V178H176L175 180H174ZM217 181H219V179H217ZM225 181V182H224ZM257 181V182H256ZM8 182V183H7ZM100 184H101V182L100 181H98ZM201 182V183H200ZM214 183H219V182H216V180L215 181H213ZM227 182V183H226ZM2 183V184H1ZM119 184L120 186H121V189L122 190H127V191H129L130 192V189H131V187H132V184H131V182L129 181V180H127V178H122V179H119L118 180V182H115V183H113L114 185L115 184ZM207 183H205V184H207ZM252 183H254V184H252ZM198 184H200L199 186H197ZM204 184V185H205ZM259 186H258V185ZM217 185V184H216ZM101 186V185H100ZM177 186V185H176ZM207 186H204V187H207ZM117 187H119L118 185H117ZM174 187V188H173ZM203 186H201V189L200 190H202L203 188H202ZM221 187V189H219ZM257 187H254L255 189H257ZM10 188V189H9ZM195 189L196 190V192H193V195H191L189 198L190 199H193V198H195L196 197V195L198 196V193L200 192V191H197V190H199V189ZM173 191H172V190ZM205 189V188H204ZM259 189V188H258ZM132 190V189H131ZM215 190V191H214ZM217 190V191H218ZM220 190H221V192H220ZM214 191V192H213ZM256 191V190H255ZM4 192H5V194H4ZM212 192H213V194H212ZM221 193H222V195H221ZM245 193V192H244ZM252 193V192H251ZM260 193H262V194H260ZM3 194H4V196H3ZM148 195L146 196V198H145V201H146V206H148L147 207V213H150V212H153L154 210H152V208H156L157 206H158V204H159V202L161 201V199L164 197L162 194L160 195V194H158L157 192H150V193H147ZM209 194H210V197H209ZM235 195H237V194H235ZM6 196V197H5ZM247 196V197H248ZM252 196L254 197L253 199H252ZM3 197V198H2ZM4 197L6 198V200L4 199ZM237 197H238V195H237ZM197 198V197H196ZM195 198V199H196ZM247 199L246 201L247 202H249V200L251 201V203L253 202H255L257 199V202L255 203V204H251L250 202H249V205H248V207L249 206H252V207H250V209H248L247 208V202L245 201V199ZM256 198V199H255ZM4 199V200H3ZM224 199V200H223ZM241 199H243V200H241ZM36 200V201H35ZM241 200V202H239L238 203V201H240ZM255 200V201H254ZM8 201H7V203H8ZM34 201V202H33ZM224 201V202H223ZM242 201H243V205H245V207L242 205ZM30 202H28V203H30ZM79 202V201H78ZM83 202V203H82ZM105 201V199H104V206H103V209H102V213L104 214V220H105V217L107 216V206H108V203ZM202 202V203H201ZM245 203V204H244ZM259 203H261V204H259ZM4 204H6V202H4ZM35 204V203H34ZM35 204V205H36ZM77 204V203H76ZM75 204V205H76ZM83 204H84V207H83ZM240 204V205H239ZM251 204V205H250ZM50 207H49V206ZM239 205V206H238ZM243 208H245V210H242L241 208L242 207ZM262 208H261V207ZM225 207H227V208H225ZM6 207H4V209H5ZM52 208V209H51ZM231 210H230V209ZM228 209V212L226 211V210ZM6 210V209H5ZM106 210V211H105ZM53 211V212H52ZM244 211H246V212H244ZM254 211V210H253ZM7 211H4V214L6 213ZM50 213V214H49ZM53 213V214H52ZM244 213V214H243ZM3 213H1L0 214V216H3L4 215ZM44 214V215H45ZM49 214V215H48ZM57 214V215H56ZM230 214V215H229ZM36 215V217L38 218V220H39V218H40V212L38 213H36L35 214ZM56 215V216H55ZM7 216V215H6ZM5 216V217H6ZM53 216V217H52ZM9 216H7L6 217V219L8 218ZM64 217V216H63ZM80 217V218H79ZM191 217V218H190ZM259 218H261V219H259ZM5 218H4V221L6 220ZM9 219V218H8ZM7 219V225H10V221ZM54 220V219H53ZM59 219H57V221H58ZM157 220V219H156ZM9 223V224H8ZM74 224V223H73ZM5 225H6V222H5ZM4 225V226H5ZM94 225V224H93ZM96 225L97 226H99L100 224H98V223H96ZM95 225V226H96ZM248 225H251L250 223L248 224ZM11 226V225H10ZM10 226L8 227V229H7V227H4V229H6V231L4 230V233L5 234H8L10 231H12V229H10ZM248 229H247V228ZM246 230H244V231H248L249 230V228H250V226L248 227L247 225L244 227ZM61 229V230H60ZM9 232H8V231ZM223 230V231H222ZM199 231L201 232V233H199ZM2 232H3V230H2ZM7 232V233H6ZM57 233H55V235H54V237H55V239H54V241L55 242H57V239H58V237H57ZM9 235H10V233H9ZM59 236V235H58ZM241 236H243V237H245V235H241ZM240 236V238L241 239H244V241L245 240H247V236L245 237V238H243V237H241ZM236 238V239H235ZM77 241V243H76V241ZM242 241V240H241ZM221 243L222 242V244H223V246H226L227 248H228V250H226L225 252H223V251H219V250H217V254H205V253H202L203 252V250H202V248L205 246V244H216L217 243V246H218V243ZM235 244H234V243ZM79 243V239L77 238V237H74L73 239H72V243H71V247H72V252H69V253H71L69 256H71L72 258H73V260L75 259V256H76V254L80 251V253H82L81 251L82 250H80L81 248H80V246L78 245L77 246V244ZM232 243L234 244V245H232ZM80 244V243H79ZM214 244V245H215ZM82 247V246H81ZM259 247H260V245H259ZM77 248H78V250H77ZM59 249V248H58ZM204 249V248H203ZM251 249V250H252ZM256 249L258 250L259 248L257 247V248H255V249H253V250H255V252L257 253V251H256ZM252 250V252H253V254L251 253V254H247V256H248V258H246V259H248V260H250V261H252V262H255V260H256V262H257V264H264V257L262 256L263 254H261L260 255V253H259V251H258V253L256 254L254 251ZM235 252V251H234ZM248 253V252H247ZM258 254L260 255L259 257H258ZM75 255V256H74ZM79 255V254H78ZM255 255V256H254ZM92 256V255H91ZM253 256V257H252ZM70 257V259H72ZM77 257V256H76ZM93 257L94 256H92L91 258H89L88 259V262H89V264H92L91 262H93ZM250 257V258H249ZM256 257H258V258H256ZM95 258V260H94V264H98V263H100V261H99V259L97 258V257H94ZM256 258V259H255ZM92 259V260H91ZM254 259V260H253ZM96 260H97V262H96ZM70 262V261H69ZM71 264H72V260H71ZM149 264H161V260H159L158 258H153V259H150V262H149Z\"/></svg>",
  "mask_w": 264,
  "mask_h": 264
}]
</instances>
